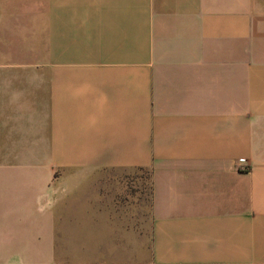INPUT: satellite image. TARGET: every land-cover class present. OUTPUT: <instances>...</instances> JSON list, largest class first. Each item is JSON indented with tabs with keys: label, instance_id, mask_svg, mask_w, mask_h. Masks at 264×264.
Listing matches in <instances>:
<instances>
[{
	"label": "crops",
	"instance_id": "1",
	"mask_svg": "<svg viewBox=\"0 0 264 264\" xmlns=\"http://www.w3.org/2000/svg\"><path fill=\"white\" fill-rule=\"evenodd\" d=\"M26 30L49 69L0 54V264H264V0H0L2 45Z\"/></svg>",
	"mask_w": 264,
	"mask_h": 264
},
{
	"label": "rangeland",
	"instance_id": "2",
	"mask_svg": "<svg viewBox=\"0 0 264 264\" xmlns=\"http://www.w3.org/2000/svg\"><path fill=\"white\" fill-rule=\"evenodd\" d=\"M18 15H12L11 18L14 20ZM49 29V28H47ZM21 37H23V34L25 36L24 41L22 42L23 44H19L20 40L16 38L17 36V31H12L11 34V43L9 45H2L0 42V54L5 53V54H11V58L16 59L19 56L22 59H25L26 62H22L20 64H23L25 66H21L22 68H39V69H49V52H50V47H49V41L44 40L43 45H35L33 44L36 40L32 37L33 31L31 30H26V31H21ZM42 37V36H41ZM1 38V36H0ZM48 38V35H47ZM2 41V40H0ZM22 41V39H21ZM48 42V45L45 44V42ZM15 62L12 61V64ZM114 170L111 169H106L102 170L98 173H96V178L99 179L102 176H107ZM133 176H137L138 178L136 179L135 182H137V190L139 193L140 200L142 204H145L147 195H148V183H147V171L145 168H138L135 173H133ZM140 241L143 242V245L146 243V236H147V223L146 221L140 222Z\"/></svg>",
	"mask_w": 264,
	"mask_h": 264
}]
</instances>
